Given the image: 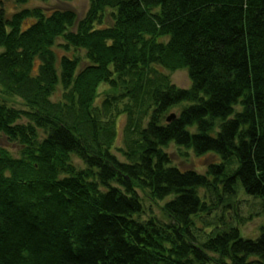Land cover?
<instances>
[{
	"label": "trees",
	"instance_id": "trees-1",
	"mask_svg": "<svg viewBox=\"0 0 264 264\" xmlns=\"http://www.w3.org/2000/svg\"><path fill=\"white\" fill-rule=\"evenodd\" d=\"M8 1L30 0L0 3V136L18 147L0 148V264H264V225L255 240L227 225L193 233L238 185L264 205V0H87L79 22L40 7L7 15ZM56 49L84 52L85 66ZM156 67L186 70L190 88ZM101 85L111 92L96 107ZM122 100L125 162L110 152ZM169 144L216 162L170 168ZM138 190L165 201L167 222L140 220Z\"/></svg>",
	"mask_w": 264,
	"mask_h": 264
},
{
	"label": "rangeland",
	"instance_id": "rangeland-1",
	"mask_svg": "<svg viewBox=\"0 0 264 264\" xmlns=\"http://www.w3.org/2000/svg\"><path fill=\"white\" fill-rule=\"evenodd\" d=\"M2 5L3 7H5V12L7 13V15L24 10L26 8L40 7L44 10V12H51L53 10H70L77 15V22L83 19L89 8L87 0L72 2L69 4L60 3L58 0H48L45 4L39 2L38 0H30L24 6H17L12 1H8L2 2ZM111 25L112 23L110 19L106 18L104 21V27H110ZM75 30L76 26L70 31L75 32ZM1 52L2 49H0V53ZM56 54L58 58H61L62 56H68L70 58L73 56L77 57L80 60L79 69H82L85 66L84 52L73 50L65 52L62 49H56ZM155 69L158 70L163 76L165 75L169 83L177 89L187 90L190 88V81L186 70H179L171 73L159 67H156ZM110 92L111 90L107 86L101 85L98 89L99 96L95 102V106L100 107L103 99L105 98L104 95L110 94ZM119 92H123L121 88L118 90V93ZM4 99L8 106L14 107L22 111H26V108L23 106L20 100L6 98ZM60 99L61 90L58 89L55 95L51 98V101L56 102ZM129 105L131 104L128 100H122L117 105V111L119 114H117L115 117L116 138L114 143L112 144L110 152L119 162H125V159L123 158L122 154L118 151L124 150L123 130L126 126L127 116L122 112L123 108ZM183 108H185V105L170 109L166 117H169L170 115L178 116L183 110ZM236 111H239V108H237ZM113 115H115V113ZM0 148L6 149L14 158L18 157L17 145L10 143L3 136H0ZM163 152L166 153L170 158L169 167L176 168L181 171L193 170L197 173L204 174L205 167L208 164L216 162V159L212 156L196 157L192 152L178 148L174 144H169L165 149H163ZM72 161L76 166L82 168L81 163L77 159L72 158ZM138 194L141 198L144 207V213L140 220L146 221L153 217L162 222H167V218L161 211V208L163 207L165 201L154 203L147 199L143 192H140L138 190ZM199 194L201 197L203 195L207 197V194L203 193V191H200ZM208 198H206L208 204L212 203V201L216 202L215 197L209 196ZM232 201V206H224V204H219V207H217L216 209L214 208L212 203L210 206L211 212L209 214H205L202 217L194 219L195 231L193 233L197 236L199 242L204 241V239L206 238L205 236H207L211 232V230L219 231L220 229H224L227 226H233L234 228L239 229L240 235L243 239L255 240L259 237L260 228L264 225V205L262 201L246 196L243 193V190L240 185H238V193L235 197H233Z\"/></svg>",
	"mask_w": 264,
	"mask_h": 264
},
{
	"label": "water",
	"instance_id": "water-1",
	"mask_svg": "<svg viewBox=\"0 0 264 264\" xmlns=\"http://www.w3.org/2000/svg\"><path fill=\"white\" fill-rule=\"evenodd\" d=\"M175 115H170L168 118H167V123L171 122L173 119H175Z\"/></svg>",
	"mask_w": 264,
	"mask_h": 264
}]
</instances>
